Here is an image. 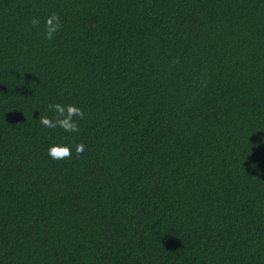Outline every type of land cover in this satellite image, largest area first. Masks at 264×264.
<instances>
[{"label": "trees", "instance_id": "trees-1", "mask_svg": "<svg viewBox=\"0 0 264 264\" xmlns=\"http://www.w3.org/2000/svg\"><path fill=\"white\" fill-rule=\"evenodd\" d=\"M0 264H264V0H0Z\"/></svg>", "mask_w": 264, "mask_h": 264}, {"label": "clouds", "instance_id": "clouds-1", "mask_svg": "<svg viewBox=\"0 0 264 264\" xmlns=\"http://www.w3.org/2000/svg\"><path fill=\"white\" fill-rule=\"evenodd\" d=\"M33 27L40 25L39 18H32L30 21ZM62 29L61 17L59 13H51L44 21V38L46 40H52L57 33ZM48 110L54 113L52 117L42 116L39 117V123L48 129H61L66 133H79V120L84 119V110L81 107L76 106L72 103H50ZM73 145L57 143L51 145L48 150V156L53 160H65L71 159ZM76 156L83 155L85 151V145L80 143H74ZM255 167V165H253Z\"/></svg>", "mask_w": 264, "mask_h": 264}]
</instances>
